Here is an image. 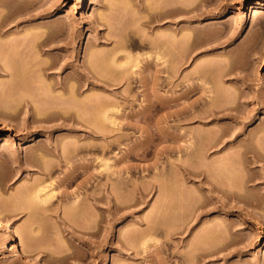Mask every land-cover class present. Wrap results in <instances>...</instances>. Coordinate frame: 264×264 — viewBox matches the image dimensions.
Here are the masks:
<instances>
[{
	"label": "rangeland",
	"instance_id": "374dc122",
	"mask_svg": "<svg viewBox=\"0 0 264 264\" xmlns=\"http://www.w3.org/2000/svg\"><path fill=\"white\" fill-rule=\"evenodd\" d=\"M177 6L189 11H176ZM57 37L74 40L63 46L75 49L76 64L93 62L112 83V90L91 85L78 95L98 93L91 113L90 100L77 98L82 103L74 107V100L57 97L64 90H54V79L40 70L52 59L40 50L47 46L39 40ZM155 42L164 44V56L165 49L172 55L169 63L177 62V69L172 67L177 78L162 69L163 54ZM114 61L132 75L129 83L120 81ZM66 70L63 76L73 71ZM155 78L161 82L156 86ZM200 78L208 80L211 91L194 89L179 105L170 100L175 92L203 83ZM46 91L60 100H40ZM99 94L108 100H99ZM184 103L199 116L180 122L179 131H192L193 138L176 139L178 121L172 114ZM54 104L61 111L75 109L66 115L78 112L79 121L73 115L34 121L47 107L56 110ZM209 107L223 118L213 120L217 116L207 113ZM105 111H114L115 123L107 119L105 133H97L92 118ZM235 128L245 133L239 138L253 132V143L264 145V8L258 9L255 0H0V208L31 257L45 264H264V160L246 163L244 144L209 143L212 134ZM49 138L60 139L65 149L73 140L82 145L74 158L77 170L70 161L53 167L50 161L57 159L49 154L47 163L36 156L35 162H24L28 150L39 153ZM189 139L197 148L184 149ZM258 147L254 152L264 154ZM251 151L247 155H254ZM226 157L230 162L222 161ZM90 178L97 183L90 189L93 197L86 187ZM213 183L241 197L211 189ZM47 185L57 192L43 204L35 195ZM207 252L214 254L206 260L214 261L200 260ZM0 264H31L14 256L1 229Z\"/></svg>",
	"mask_w": 264,
	"mask_h": 264
},
{
	"label": "bare ground",
	"instance_id": "6f19581e",
	"mask_svg": "<svg viewBox=\"0 0 264 264\" xmlns=\"http://www.w3.org/2000/svg\"><path fill=\"white\" fill-rule=\"evenodd\" d=\"M79 2H81L82 4H84L87 0H78ZM255 5H256V7L258 8V9H261V8H264V0H255ZM176 7V6H175ZM173 9H175V8H173ZM187 8H185L184 9V7L183 8H181V7H178L177 6V8H176V11H189V9L188 10H186ZM159 15V14H158ZM180 26V25H179ZM182 28V27H181ZM179 29H180V27H179ZM161 40V39H160ZM40 42H38L39 44L38 45H46L47 47L45 48V49H43V48H40V50L41 51H43V52H45V53H47L49 56H51V62L50 63H48L47 65H41L40 67H41V69H40V67H39V69L40 70H42L43 71V75H45L47 78H52V79H54V81H55V83H52V84H54L53 86H52V88L54 89V90H57V89H63L61 92L62 93H60L59 95L57 94V97L59 96L60 97V99L61 100H63V98H64V100H69V98H70V100H71V102H73V100L75 101V103L73 102V105H74V107L76 106L77 107V105H76V103L78 104L79 103V101H81V100H87L86 101V103L87 102H89L88 100H90V102L89 103H91V105H89L88 103H87V106H90V113L92 112V108L94 107L93 106V100H97L98 99V93L96 92L95 94L93 93V95L91 94V93H89V92H87L86 91V97H81V98H79L78 97V95L79 96H81V95H83L85 92V89H87V87L88 88H91L90 86L92 85V87L95 89V88H100V89H103L104 91H108V90H112V88L111 89H109L111 86H112V83L111 82H109V80H107L108 78H106V76L107 75H105L104 73L105 72H102V74L100 73L102 70H97V69H94V67L91 65V63H93V62H90V63H84L83 65H81L80 64V66L78 65V64H76V60H77V55H76V51H75V49L74 50H67L68 48H66L65 49V47H66V45H70V44H73L74 43V40H68V41H65L64 39H60V38H46V39H43V40H39ZM163 41V40H162ZM35 43H36V41H35ZM64 43L66 44V45H64ZM154 43V42H153ZM156 44L158 43V42H155ZM165 43V42H164ZM161 44H162V42H161ZM160 43H158L157 44V46H160V47H158L159 49L161 48L162 50L164 49V48H162V46L164 45H161ZM37 45V46H38ZM65 47H64V46ZM167 45V44H166ZM40 47V46H39ZM42 47V46H41ZM155 47H156V45H155ZM164 47V46H163ZM185 48V47H184ZM187 48V47H186ZM156 49H157V47H156ZM160 49V51H161V53H162V50ZM169 50H171L170 48H168ZM167 49V50H168ZM56 50V51H55ZM158 51V50H157ZM160 51H158L159 52V54H157V55H162V57H160L161 58V60H162V62L161 63H165V65H163L162 66V69L164 70V71H167L168 73H169V75L171 74V73H174L173 75H172V77L175 75V78H177V71L175 70V69H177V67L175 68V67H173V64H171V61L173 62V59L171 58L172 57V55H171V57L167 54V52H166V49H165V55L166 56H164V53H162V54H160ZM184 51V50H183ZM157 52V53H158ZM164 52V51H163ZM172 52V51H171ZM185 52V51H184ZM170 53V52H169ZM94 55V54H93ZM167 55H168V57H167ZM157 57H159V56H157ZM93 58V57H92ZM94 58H96V57H94ZM163 58V59H162ZM167 58L168 59H171V61H170V63L168 62V60H167ZM159 59V58H158ZM164 59H166V60H164ZM181 59V58H180ZM93 61V60H92ZM165 61V62H164ZM49 62V61H48ZM117 63L118 64V62L117 61H114V63ZM138 62V61H137ZM169 63V64H167V63ZM4 63V62H3ZM137 65H138V63H136ZM175 64H177V62L175 63ZM174 64V65H175ZM178 64H180V62L178 61ZM94 65V64H93ZM118 65H120L119 67H120V69H119V67H117L118 69H119V72H121L120 73V75L121 76H119L120 77V81L121 80H126L127 81V83H129V81H131L130 79L131 78H133V77H131L132 75H130V73H128V72H125L126 70L124 69V64L123 63H121V64H118ZM117 65V66H118ZM202 65V64H201ZM201 65L199 66L200 67V69H201ZM123 67V68H122ZM175 68V69H173V68ZM203 67V66H202ZM10 68V67H9ZM67 68H72L73 69V71H71V72H73V74L70 72V74H67L66 75V73H64V75L65 76H63V72H68L66 69ZM179 68V67H178ZM204 68V67H203ZM201 69L202 71L204 70V69ZM105 69V68H104ZM103 69V70H104ZM172 69H173V71H172ZM181 69V68H180ZM199 69V68H198ZM198 69H196L197 71H200V69L198 70ZM107 70V69H106ZM110 70V69H109ZM98 71V72H97ZM111 71V70H110ZM179 71V70H178ZM117 73H118V71H116ZM176 72V73H175ZM184 72V71H183ZM204 72V71H203ZM202 72V73H203ZM99 73V74H98ZM128 73V74H127ZM196 72L194 71V74H195ZM198 73V75L201 73H199V72H197ZM188 74H190V73H188ZM191 74H192V72H191ZM205 74V73H204ZM185 75V74H184ZM201 75H203V74H201ZM201 75H199L200 77H201ZM192 76V75H191ZM197 76V75H196ZM45 77V78H46ZM172 77H170L169 76V78L170 79H173ZM179 77V76H178ZM184 77V76H183ZM182 77V78H183ZM187 76H185V78H186ZM190 77V76H189ZM195 77V76H194ZM203 77V76H202ZM184 78V79H185ZM193 78V77H192ZM199 78V77H198ZM204 78H206L205 76H204ZM72 79L73 80H75V83L76 82H78V83H76V84H78V85H75V84H73V82H71L72 81ZM180 79V78H179ZM179 79H177V80H179ZM197 79V78H196ZM203 79V78H202ZM201 78H200V80H202ZM207 79V78H206ZM176 79L175 80H171L173 83H176L175 85H182V83H183V81L181 80V82L179 83V81H177ZM53 81V82H54ZM116 81H118V80H116ZM125 81V82H126ZM206 81V80H205ZM205 81L203 82V80H202V82L203 83H194V85H191L190 86V88L188 89V88H186L187 90H185V91H182V92H180V93H176L175 92V94H173V96H169L170 97V100H173L174 102H175V104L176 105H179V100H181V99H185V98H187L188 96H190V94L192 93V91H194V89H199L202 93H206L207 91H211V89L205 84ZM208 81V80H207ZM206 81V82H207ZM52 82V81H51ZM122 82V81H121ZM118 83V82H117ZM123 83V82H122ZM159 83H161L160 81H159V78L157 79V78H155L154 80H153V82H152V84L153 85H158ZM119 84H120V82H119ZM86 85V86H85ZM84 86V87H83ZM114 86V85H113ZM155 86L153 87V89H155ZM93 88H91V89H93ZM115 88V87H114ZM116 88H117V86H116ZM52 89V91L54 92V90ZM90 90V89H89ZM114 91V90H113ZM44 92V91H43ZM68 92V94L69 95H67L66 93ZM45 93H48L47 91L45 92ZM41 94V93H40ZM39 94V95H40ZM54 94V93H53ZM53 94H51L50 92L48 93V95H46L45 97H44V93H43V95L41 94V96H43V97H41L42 99H40V100H55V99H57V100H60L59 98H56V96H55V99L53 98L52 99V97H51V95H53ZM64 94V95H63ZM65 94L67 95L66 96V98L65 97H62V96H65ZM88 94H90V95H88ZM229 93H227V96L229 97V95H228ZM232 94V93H231ZM101 94H99V100L101 99H105V100H108V98H107V96L106 97H104L103 95V97H101L100 96ZM125 95H123V97H124ZM53 97H54V95H53ZM96 97H97V99H96ZM227 97V98H228ZM23 98V97H22ZM25 98V97H24ZM37 98V97H36ZM36 98H32V100L33 99H36ZM77 98H79V99H81V100H79V99H77ZM83 98V99H82ZM213 98V97H212ZM26 99V98H25ZM23 100V99H22ZM79 100V101H78ZM167 100H169V99H167ZM215 100V99H214ZM93 103H92V102ZM85 102V101H84ZM81 103H82V101H81ZM46 104V103H45ZM49 104L50 103H48L47 102V105L49 106ZM72 104V103H71ZM214 104V103H213ZM61 105V104H60ZM95 105V104H94ZM105 105V104H104ZM103 104H102V106H104ZM211 105V104H210ZM50 106H51V104H50ZM58 106H59V104H58ZM78 106H79V104H78ZM91 106H93V107H91ZM99 106H101V105H99ZM98 106V107H99ZM193 105L192 104H186V103H184L183 104V107H181V108H178V109H175V111L173 112L174 114H172V115H174V117L176 118V120L178 121V123L176 124V129L175 130H177V132L180 130V128H181V121L182 120H189V119H191V118H195L196 116H199V114L197 115L196 113H194V112H192V110H191V107H192ZM212 106V105H211ZM54 107H55V104H54ZM63 107V106H62ZM70 107H72L71 105H70ZM214 107H215V105H214ZM217 107V106H216ZM44 108V107H43ZM51 108V109H50ZM50 108H48L47 107V110H46V106H45V109L44 110H46V112L44 113V116L43 117H37L36 119H34V121L35 122H37V120H39V122L40 121H43V122H45V121H47L48 122V120L50 121V120H52L53 118H55L54 116H58V115H60V117H62V119H70L71 117H72V115H70L71 113H72V111H74V110H71V109H73V108H70V110L69 109H66V110H69V111H71L70 112V114H69V116L70 117H68L67 115H68V113H67V115H66V110H64L63 109V111L65 112V113H63V111H61V110H58V108L56 109V107H55V109L56 110H53L52 109V107H50ZM68 108V107H67ZM94 108H96V105H95V107ZM102 108V107H101ZM208 108V107H207ZM232 108V107H231ZM49 109V110H48ZM77 109V108H76ZM89 109V108H88ZM232 109H234V108H232ZM108 110V109H107ZM207 110V109H206ZM77 112V111H76ZM106 112V111H105ZM103 112L102 114H100V116L98 115L96 118L98 119H100L102 116H104L105 115V117H102L101 119H100V122L97 120V119H93L92 118V123L93 124H95V125H93V129L94 128H96V129H94V131L95 132H104L105 133V131H106V129L105 128H103V126L105 127V125H106V128H107V119H110V120H112L111 122H113L114 120L112 119L113 117H114V111H113V113H112V111L110 112V111H108V112ZM221 111L220 110H218V109H216V108H213V107H209V109L207 110V113L209 114V115H211V116H217L216 118L214 117V119L213 120H220L221 118H223V116H219V113H220ZM3 113V112H2ZM78 113V112H77ZM76 113V114H77ZM90 113H89V115H90ZM110 113H112L113 114V116H112V114H110ZM76 114H74L73 115V117H72V119H76V120H78V117L76 116L75 117V115ZM205 113H203V115H204ZM89 115H87L88 117H87V120L84 118V120H86L87 122H88V126L87 127H89V129H90V126H91V122L90 121H88V120H90L91 118L89 117ZM202 115V117H204ZM230 115H232V114H230ZM233 116V115H232ZM234 117V116H233ZM95 118V117H94ZM193 118V119H194ZM237 119V118H236ZM76 120H74L75 122H76ZM93 120H94V122H93ZM95 120H97L96 122L97 123H95ZM105 120H106V123H105ZM79 121V120H78ZM81 121V120H80ZM109 121V120H108ZM85 122V121H84ZM78 123V122H77ZM83 123V122H82ZM89 123H91V124H89ZM113 123H115V121L113 122ZM64 124V123H63ZM42 126H43V124H41ZM66 125V124H65ZM87 125V124H86ZM85 125V126H86ZM90 125V126H89ZM7 126V125H6ZM40 126V125H39ZM95 126V127H94ZM44 127H46V125L44 124V126H43V128ZM234 127H236L235 125H234ZM240 128V127H239ZM238 128V129H239ZM72 129V128H71ZM103 129V130H102ZM105 129V130H104ZM237 128H235L233 131L231 130H229V132L226 130V132H221L220 134L218 133V134H212L211 135V141L209 142L210 143V147L211 146H215L216 147V145L218 146L219 144L221 145V144H223L222 146H221V148H224L225 146V148H227V146H232V144L234 145H236V143H238V144H244L245 145V147H246V152L244 153V157H245V159H246V163H248V164H254V163H256V162H258L260 159H263L264 160V154L263 153H257V152H254V150L253 149H255V147H256V149L258 150V146H262V148H264V145H263V143H256L255 144V142L253 143V141H252V138H253V136H255V133H250L248 136H247V134H246V136H247V138L245 137V138H239V136L241 135V134H243L244 133V131H243V129H237ZM40 130V129H39ZM91 130V129H90ZM35 132V131H34ZM36 132H37V130H36ZM176 131H174V134H175V136L173 135V137H175L176 139H182V138H184L185 136H189L190 138L192 137V135H190L191 133H192V131H190V132H182L181 133V131H179L178 133H175ZM264 132V131H263ZM93 133V132H92ZM156 133V132H155ZM173 133V132H172ZM214 133V132H213ZM94 134V133H93ZM160 134V133H159ZM245 134V133H244ZM264 134V133H263ZM163 135V134H162ZM194 135V134H193ZM244 136V135H243ZM162 137V136H161ZM188 137V138H189ZM263 137H264V135H263ZM263 137H262V139H263ZM193 138V137H192ZM194 138H195V136H194ZM258 138V137H257ZM36 138H34V135H33V137L31 138V140H35ZM50 139V138H49ZM48 139V140H49ZM51 140V139H50ZM56 140V139H55ZM59 140V143L61 144V142H60V139H58ZM58 140H56V142L55 141H50L49 143H48V141H47V143H46V141L44 142V143H42V144H40L39 145V147L38 148H40L39 150H40V152L38 153V152H36L34 149L33 150H28L27 152H26V154H25V156H23L22 157V159L24 160V162L25 163H31L32 161H34L35 159H36V157H37V159L38 160H44V158L49 154V155H53L55 158V160L57 159V161H55V163L54 162H51L50 161V163L51 164H53L52 166L54 167V164H55V166L57 167V165H59V164H61L60 162H62V164H65L66 162L65 161H67V162H69L70 161V164H71V166L75 163V164H77L75 161H76V159H75V161H74V158L76 157V155L77 154H79V152L81 151V147H82V145H81V147L76 143V141H74L73 140V143H71V145L69 146L68 145V147L65 149V147H64V145H63V147H62V145H60L57 141ZM190 140V139H189ZM193 140V139H192ZM192 140H190V141H188L183 147H184V149H187V150H189V149H194V148H197V145H196V143L194 142V141H192ZM257 140V139H256ZM264 140V139H263ZM263 140H262V142H263ZM257 141H260V139H258ZM197 142V141H196ZM237 144V145H238ZM260 144V145H259ZM262 144V145H261ZM38 145V144H37ZM87 145H89V143L88 144H86V146ZM258 145V146H257ZM85 146V145H84ZM92 146V145H91ZM179 147H181V146H179ZM208 147H209V145H208ZM258 147V148H257ZM36 148V147H35ZM83 148H85V147H83ZM93 148V147H92ZM199 148V147H198ZM229 148V147H228ZM86 149L88 150V151H90V150H92L91 149V147H89V146H87L86 147ZM251 149H252V151H253V153H254V155L252 154L251 156L250 155H247V152H249V151H251ZM62 150V151H61ZM257 150H255V151H257ZM65 151V152H64ZM86 151V150H85ZM84 151V152H85ZM87 151V152H88ZM251 151V152H252ZM249 154V153H248ZM9 156H11V158H13V160L12 161H14V160H16V162H18L19 160L17 159V155H15V154H11V155H9ZM36 156V157H35ZM77 156H79V155H77ZM87 156H88V154H87ZM35 159H34V158ZM89 158V157H88ZM32 159H34V160H32ZM36 159V160H37ZM90 159V158H89ZM230 160L231 159H229L228 157H226L224 160H222V161H227V162H230ZM40 161V162H41ZM45 161V160H44ZM44 161H42L41 163H43ZM52 161H54L53 159H52ZM64 161V162H63ZM92 161V160H91ZM35 162V161H34ZM39 162V161H38ZM46 162V161H45ZM73 162V163H72ZM47 163V162H46ZM91 163V165H92V162H90ZM89 163V160H88V163L87 164H90ZM67 164H69V163H67ZM69 164V165H70ZM247 164V167H249V165ZM47 165V164H46ZM89 166V165H86V162H85V166H88V168L90 167H92V166ZM106 165V168L109 166L107 163L105 164ZM52 166H50L49 165V167H52ZM73 167H75V165H73ZM73 167L71 168V171H69V172H71V173H69V174H66L67 175V178L69 177L70 178V174L72 175L73 174V172H72V170L74 171L77 167H75V169H73ZM110 167V166H109ZM108 167V168H109ZM47 168H48V166H47ZM52 169V168H51ZM46 170V169H45ZM77 170V169H76ZM88 170H90V169H88ZM46 172H48V171H46ZM93 172V171H92ZM91 172V173H92ZM93 174H94V172H93ZM66 175H65V177H66ZM92 174H90L89 173V176H88V178L91 176ZM74 176V175H73ZM72 177V176H71ZM93 177V176H92ZM75 178V177H74ZM92 178H90L88 181H87V183H86V187H87V190H90V189H92V187L94 186V184H95V182L93 183V180H91ZM95 179V178H94ZM64 180V178L62 179V181ZM67 179L65 178V180L64 181H66ZM72 180V179H71ZM61 181V180H60ZM70 181V180H69ZM73 181V180H72ZM86 182V181H85ZM107 182V181H106ZM63 183V182H62ZM62 183H60V184H62ZM65 183H67V182H64V184ZM69 183H71V182H69ZM68 184V183H67ZM97 184V183H96ZM95 184V185H96ZM99 184V183H98ZM103 184H105V183H103ZM112 184V183H111ZM63 185V184H62ZM66 185V184H65ZM118 185H120V184H118ZM127 185V184H126ZM126 185H125V187H126ZM213 185H214V183H213ZM98 186V185H97ZM101 186H103L102 184H101ZM124 186V185H123ZM122 186V187H123ZM132 186H134V185H132ZM64 187H66V186H64ZM112 187V186H111ZM121 187V188H122ZM95 188V187H94ZM98 188V187H97ZM101 188V187H100ZM102 188H104V187H102ZM114 188V187H113ZM134 189L136 188V187H133ZM112 189V188H111ZM115 189V188H114ZM211 189H214V190H218V191H222V193L224 194V195H232V197H234V196H237V197H239L240 196V193H238V191H230L229 189H225V188H221V187H219V185H218V187H217V185H214V186H212V188ZM231 189V188H230ZM55 190H56V188L52 185V186H46V187H42V188H40V189H38V191H37V193H36V199H38L39 201H41V202H43V204H44V202L45 203H47V201L48 200H50L51 198H53L54 197V195H55V193L57 192H55ZM93 190V189H92ZM96 190V189H95ZM104 190H105V188H104ZM136 190V189H135ZM231 190H233V189H231ZM103 191V190H102ZM106 191H108L107 189H106ZM112 192H113V189H112ZM97 194V193H96ZM87 195H88V193H87ZM92 196L93 197V191H91L90 190V192H89V196ZM90 196V197H91ZM95 196V195H94ZM108 196V195H107ZM107 196L105 195H103V197H106V199H107ZM222 196V195H221ZM220 196V197H221ZM102 197V196H101ZM117 197V196H116ZM241 197V196H240ZM109 199L108 200H110V202H111V197H108ZM111 198V199H110ZM114 198V197H113ZM102 199H104V198H102ZM105 199V200H106ZM216 199V198H215ZM218 199V198H217ZM99 200V199H98ZM96 201V200H95ZM107 202V201H106ZM118 202V201H117ZM116 202V203H117ZM96 204V203H95ZM119 206V205H118ZM166 206V205H165ZM117 207V206H116ZM4 208V207H3ZM1 209V208H0ZM0 229L5 233V237H6V246L8 247V249H10L12 252H13V254H14V256H16V257H23V258H25L26 260H28L31 264H45L42 260H40V259H38V258H35V257H31L29 254H28V252H27V250H25V249H23L22 248V246H21V243L19 242L18 243V235H19V231H18V229H16L15 228V226L13 227L12 225H11V223H10V221L7 219V217H6V215H5V212H4V209L2 210H0ZM35 230V229H34ZM32 231V235H36L37 234V230L36 231ZM29 234V233H28ZM25 234H23V236H24ZM30 235V234H29ZM28 235V236H29ZM28 236H24L26 239L28 238L29 239V237ZM30 238H32V236L30 237ZM25 241V240H24ZM27 242V241H26ZM26 242H24V243H26ZM28 242H29V240H28ZM25 246V248L27 249L28 248V246H31V244L29 245V244H26V245H24ZM32 247V246H31ZM30 248V247H29ZM220 250V249H219ZM218 250V251H219ZM209 252H207V254L206 253H202L201 255H200V260H205V261H207L206 260V258L208 257V256H210V255H212V254H214V252L212 253H210V254H208ZM216 253V252H215ZM210 258H212V256L210 257ZM215 258V257H214ZM209 261H214V260H209ZM209 261H207V262H209ZM106 264H111L110 263V261H107L106 262Z\"/></svg>",
	"mask_w": 264,
	"mask_h": 264
}]
</instances>
